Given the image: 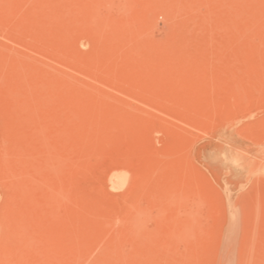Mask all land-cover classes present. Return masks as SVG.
I'll return each instance as SVG.
<instances>
[{
	"label": "rangeland",
	"instance_id": "rangeland-1",
	"mask_svg": "<svg viewBox=\"0 0 264 264\" xmlns=\"http://www.w3.org/2000/svg\"><path fill=\"white\" fill-rule=\"evenodd\" d=\"M0 264H264V0H0Z\"/></svg>",
	"mask_w": 264,
	"mask_h": 264
}]
</instances>
